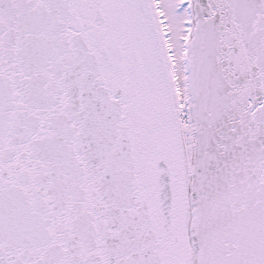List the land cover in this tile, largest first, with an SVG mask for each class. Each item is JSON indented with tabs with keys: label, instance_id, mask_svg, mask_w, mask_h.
I'll return each mask as SVG.
<instances>
[{
	"label": "snow or ice",
	"instance_id": "obj_1",
	"mask_svg": "<svg viewBox=\"0 0 264 264\" xmlns=\"http://www.w3.org/2000/svg\"><path fill=\"white\" fill-rule=\"evenodd\" d=\"M0 264H264V0H0Z\"/></svg>",
	"mask_w": 264,
	"mask_h": 264
}]
</instances>
